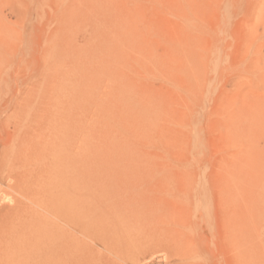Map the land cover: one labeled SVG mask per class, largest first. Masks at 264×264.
<instances>
[{"label":"rangeland","instance_id":"obj_1","mask_svg":"<svg viewBox=\"0 0 264 264\" xmlns=\"http://www.w3.org/2000/svg\"><path fill=\"white\" fill-rule=\"evenodd\" d=\"M60 121L94 216L74 264H264V0H0V264L66 227L24 196Z\"/></svg>","mask_w":264,"mask_h":264},{"label":"bare ground","instance_id":"obj_2","mask_svg":"<svg viewBox=\"0 0 264 264\" xmlns=\"http://www.w3.org/2000/svg\"><path fill=\"white\" fill-rule=\"evenodd\" d=\"M73 132H75V130L73 131V126L71 123H69V122L63 123L61 121L59 122L58 128L56 127L55 133L56 134L61 133V136H62L61 142H63L65 144V146L67 147V149H66V151H67V163L64 164V160L59 159V157H57L55 155L54 149L52 148L53 146L42 147L43 149L47 150L50 153V156L48 157L47 155H42L41 160L47 161V169L50 170L49 171L50 175L52 174V175H55L56 177L54 179H52V178L50 179L51 183H47L46 186L44 185L46 187L45 190H42L40 188H32L29 193H26L24 195L25 198L28 199V202L30 204L39 206L42 209L59 216V219L62 220L61 222H64L66 224L65 225L66 227H63V228L53 227V225L44 226L43 224L38 223V221H35L34 223L32 222V224H29V227L31 229H34V232H35V235L37 238L41 237V239L49 240V243L51 241V245L44 251L45 253H42L41 251H39L37 253V256L42 259L41 264H57V260H55L56 263L51 262L49 260V258H51L50 255L55 256V254H58V264H74V263H76L74 261H76V259L78 258L76 253L78 254V251L80 248L79 247L80 243L78 242V240L75 237H74L75 238L74 239L70 236L71 232H69V231L70 230L77 231L78 233L82 234L83 236H87L89 233V226H90L91 219L94 217L92 215V211H88V209H87L88 192H87V188H86L85 183H84V176H85L84 171H85V169H83V166H84L83 159L81 156L80 157H78L76 155L74 156V154L71 151V145L68 146V142H67V138H66V137H68L69 134L72 135ZM13 152L15 154V159H14L13 163L15 164L14 166L18 165V168H17L18 172L19 171H21V172L25 171V174L27 172H29V166H30L29 163L31 161V154H33V151H30V149L28 147H25L22 138H20V137L15 138V142H14V146H13ZM73 167H74V170H73ZM61 168H64V169L69 168V174H68L69 181H64V182L60 181L59 182L58 176L61 174ZM64 169H62V170H64ZM73 171H74V173H73ZM17 178H18V176H17ZM259 182H260V180H259ZM261 188H264V186ZM260 192H263V191H260ZM53 198H59V200L61 201V204L56 203L55 202L56 199L54 200ZM99 212L103 215H108L105 218L107 220H109V219H111L110 215H111V212H113V211H96V213H99ZM244 227H245V225H244ZM242 236L243 235H241V237ZM87 237H85V238H87ZM242 238L245 239L244 236ZM242 238H240V239H242ZM104 241H107V240H104ZM242 241H244V240H242ZM42 242H43V240H42ZM81 242H82V240H81ZM143 244H144V242H143ZM103 245H105V244H103ZM134 245L131 244L132 247ZM233 245L235 246V243H233ZM136 247L137 246H135V248H133V249H136ZM140 247H141V245H140ZM137 249H138V247H137ZM91 253H92V251H91ZM246 253L247 252L242 250L238 255V258H239V261L241 264H247L246 263V261H247V254ZM132 257H135V256H132ZM130 258L128 256V260L132 261ZM126 259H127V256H126ZM82 260H84V259H82ZM92 260H93V258H92ZM105 260H107V259H105ZM125 261H124V263H125ZM82 263H84V262H82ZM102 264H104V263H102Z\"/></svg>","mask_w":264,"mask_h":264}]
</instances>
